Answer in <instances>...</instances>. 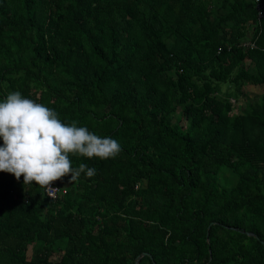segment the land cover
I'll list each match as a JSON object with an SVG mask.
<instances>
[{
    "label": "trees",
    "instance_id": "1",
    "mask_svg": "<svg viewBox=\"0 0 264 264\" xmlns=\"http://www.w3.org/2000/svg\"><path fill=\"white\" fill-rule=\"evenodd\" d=\"M255 6L0 0V100L19 91L121 145L71 157L96 175L54 182L57 200L0 173V264H264ZM244 87L260 93L236 108Z\"/></svg>",
    "mask_w": 264,
    "mask_h": 264
},
{
    "label": "clouds",
    "instance_id": "2",
    "mask_svg": "<svg viewBox=\"0 0 264 264\" xmlns=\"http://www.w3.org/2000/svg\"><path fill=\"white\" fill-rule=\"evenodd\" d=\"M0 173H8L24 188L35 186L51 199L60 189L54 182L69 177V183L82 174L96 175V169L80 163L73 167L71 157L108 160L121 152L120 143L100 136L76 121L63 122L58 112L42 103L9 92L0 100Z\"/></svg>",
    "mask_w": 264,
    "mask_h": 264
},
{
    "label": "rangeland",
    "instance_id": "3",
    "mask_svg": "<svg viewBox=\"0 0 264 264\" xmlns=\"http://www.w3.org/2000/svg\"><path fill=\"white\" fill-rule=\"evenodd\" d=\"M222 90L223 91H226L228 90V86L223 84L222 86ZM230 89V88H229ZM242 93H245V96H241L237 101L236 103V108H244L245 107V104L247 102V100H250V101H253V99L255 98L256 95H258L260 93V90L257 89V88H254V87H244L242 89ZM233 102V101H232ZM57 257L53 256L51 258V260L53 261H57L56 259Z\"/></svg>",
    "mask_w": 264,
    "mask_h": 264
},
{
    "label": "built area",
    "instance_id": "4",
    "mask_svg": "<svg viewBox=\"0 0 264 264\" xmlns=\"http://www.w3.org/2000/svg\"><path fill=\"white\" fill-rule=\"evenodd\" d=\"M255 4H256L255 8H256V10H257V17L260 18V17L263 16L264 8H263L262 3L260 2V0H255ZM53 187L60 189V191H58V192L56 193V198H55V199H51L50 197H48V196L44 193V190L42 189L44 195L47 196V197H48L49 199H51V200H57V199H59L61 196L65 195L66 192H67V189H66V188H63V187H60V186H57V185H54V184H53Z\"/></svg>",
    "mask_w": 264,
    "mask_h": 264
},
{
    "label": "water",
    "instance_id": "5",
    "mask_svg": "<svg viewBox=\"0 0 264 264\" xmlns=\"http://www.w3.org/2000/svg\"><path fill=\"white\" fill-rule=\"evenodd\" d=\"M213 223H211L208 227H207V231L210 229V227H211V225H212ZM247 235H249V236H253V237H255V238H257V236L256 235H254V234H252V233H246ZM206 237H208V232H207V234H206ZM263 245H264V242H261ZM145 255H148L147 253H143L141 256H145ZM138 260H139V257L137 258V260H136V262L134 263V264H138ZM153 264H155L154 262H153Z\"/></svg>",
    "mask_w": 264,
    "mask_h": 264
}]
</instances>
